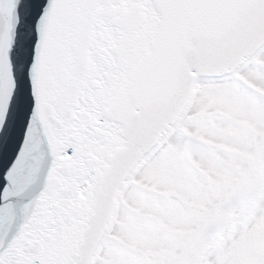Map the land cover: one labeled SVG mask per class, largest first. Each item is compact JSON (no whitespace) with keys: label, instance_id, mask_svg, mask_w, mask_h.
<instances>
[{"label":"snow or ice","instance_id":"1","mask_svg":"<svg viewBox=\"0 0 264 264\" xmlns=\"http://www.w3.org/2000/svg\"><path fill=\"white\" fill-rule=\"evenodd\" d=\"M0 264H264V0H0Z\"/></svg>","mask_w":264,"mask_h":264}]
</instances>
